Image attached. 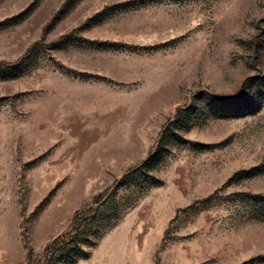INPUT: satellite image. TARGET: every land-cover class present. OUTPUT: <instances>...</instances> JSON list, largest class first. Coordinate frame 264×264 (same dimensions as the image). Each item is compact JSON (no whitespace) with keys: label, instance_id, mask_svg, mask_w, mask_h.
Returning a JSON list of instances; mask_svg holds the SVG:
<instances>
[{"label":"rangeland","instance_id":"374dc122","mask_svg":"<svg viewBox=\"0 0 264 264\" xmlns=\"http://www.w3.org/2000/svg\"><path fill=\"white\" fill-rule=\"evenodd\" d=\"M0 264H264V0H0Z\"/></svg>","mask_w":264,"mask_h":264}]
</instances>
